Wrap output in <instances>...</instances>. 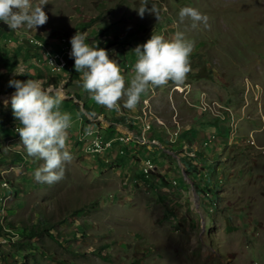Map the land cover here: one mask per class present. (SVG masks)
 Wrapping results in <instances>:
<instances>
[{
  "label": "rangeland",
  "instance_id": "obj_1",
  "mask_svg": "<svg viewBox=\"0 0 264 264\" xmlns=\"http://www.w3.org/2000/svg\"><path fill=\"white\" fill-rule=\"evenodd\" d=\"M141 4L154 5L155 14L138 15ZM182 6L196 8L206 19L179 17ZM42 7L43 24L10 32L34 31L44 38H32L44 43L48 35L69 38L82 31L86 42L97 41L117 61L125 85L138 42L151 32L165 39L183 32L193 42L185 79L149 85L132 113L123 96L111 108L96 103L77 83L82 78L77 70L73 77L67 68L63 76L28 72L35 51L27 47L0 64V99L13 91L10 77L38 80L62 97L60 108L70 114L72 130L76 121L80 128L89 122L86 114L105 140L112 133L108 121L116 117L133 134L143 121L150 130L172 133L194 122L203 130L225 110L231 128L220 147L211 135L208 146L204 141L195 151L197 172L189 178L178 150L168 154L170 147L165 152L149 144L130 161L126 150L115 156V145L104 157L90 158L79 137L74 141L67 131L72 158L64 175L49 184L33 178L41 160L24 152L10 104L0 103V264H264V0H47ZM83 16L95 18L84 30ZM140 157L156 166L150 179Z\"/></svg>",
  "mask_w": 264,
  "mask_h": 264
},
{
  "label": "clouds",
  "instance_id": "obj_2",
  "mask_svg": "<svg viewBox=\"0 0 264 264\" xmlns=\"http://www.w3.org/2000/svg\"><path fill=\"white\" fill-rule=\"evenodd\" d=\"M46 2L0 0V22L13 30L20 25L35 29L47 19L42 7ZM136 10L141 16L145 11L155 14L154 5L146 8L141 4ZM178 16H188L193 21L206 19L190 6H182ZM69 44L68 55L82 77L77 83L88 91L96 103L111 108L118 106V98L123 96L122 104L129 109L134 108L140 94L149 85L158 86L169 80L183 81L189 70V53L193 47L192 40L185 38L183 32H175L170 39L151 32L148 38L132 48L135 54L131 65L133 74L125 85L119 64L109 58L107 49L96 46L97 41L88 43L85 33L76 31L69 37ZM7 84L12 86L13 91L0 99V103L10 104L12 115L19 124L15 131L19 134L24 152L41 160L39 166L33 169V178L51 184L64 175L65 162L72 158L65 146L70 114L60 108L62 97L52 92L50 86L42 87L38 80L10 77Z\"/></svg>",
  "mask_w": 264,
  "mask_h": 264
},
{
  "label": "crops",
  "instance_id": "obj_3",
  "mask_svg": "<svg viewBox=\"0 0 264 264\" xmlns=\"http://www.w3.org/2000/svg\"><path fill=\"white\" fill-rule=\"evenodd\" d=\"M88 31L90 32V30H88ZM17 32H19V34L14 33V32L13 33H11V32L8 33L7 32L8 33L7 36H3V35L0 34V41H2L0 43V49L2 51H4L6 53V55H7L6 57L9 58V57H13V56H16V55L19 56V52L23 51L27 47L33 48L35 52H34V54L32 56H29V58H28V64H27L28 72L33 73L32 71L36 69V70H39V71L36 72V74H39V75L41 74V75L44 76L46 74L47 69L44 68V66L42 65V63L40 61V57H39L40 51H39V49L33 47L32 45H30L28 43V42H31L32 39H34L35 37L36 38H41L42 35H40L39 33H35L34 31L33 32L30 31V33H29L30 36H26V34L24 35L23 34L24 32H21V31H17ZM19 36L22 38L21 39L22 41L18 40ZM32 37H34V38H32ZM46 37L49 40L42 39L41 41L44 42V43H48L47 44L48 45V49H50V50L56 49V47L58 46L57 40L59 39V37H61V35H59L57 37H55V36L51 37V36L48 35ZM42 38H44V37H42ZM127 65L128 64H126L125 66H127ZM31 68H34V69L32 70ZM64 70H66V68ZM63 71L61 72V74H59V73L58 74L63 76ZM49 75H50V72H49ZM53 75H57V74H51L50 76H53ZM46 80L48 81V78H46ZM181 89L183 90L185 88L181 87ZM89 103H91V101H89L88 104ZM91 104H89V107L91 106ZM130 110H131L132 113L134 112L133 109H130ZM219 116L212 117L211 118L212 121L207 122L208 124H206V127L203 130L200 129V127H199L200 125H197V123L194 122L195 124H192L188 128H183V129L180 128V130L176 129L175 131H173V136L168 131H166L165 128H163V129L162 128H155V129H152V130H150V128H149V130H147L148 133L146 135V141H144L143 144H140L139 142H137V140H134V135L135 134H133L134 132L130 131L131 129L127 127L126 121H125L126 124L123 123V125L122 124H114L113 122L108 121L109 128H111L112 130L111 131L107 130V132H110V133L112 132L111 136H115V137L118 136V135L120 136L122 134H126V135H128L130 137V139L128 140L129 141V146L126 148V151H127V154L129 156L130 161H131L132 154L136 153V152L138 153V151H140L139 147H142V149H141V151H142V150H145V148H143V147L146 146V145H149V144L155 145L154 146L155 148L163 149L165 152L168 151L167 152L168 154H171V152L174 153V151L178 150L180 152L181 157L183 159H185L186 162L190 161V166H188L189 164L187 165V167H188V169H187L188 172L187 173H188V176H189V174L191 176L192 173H196L197 172V170L195 168V166L197 164H196V161L194 159L195 151H198V150L201 149V146H202L201 144H203V142L205 141V138L207 136L209 138L211 135L216 136L215 137V141H217V144L220 147V145H222L223 142L225 141V133L229 132V134H230V128L231 127H230L229 119H228L229 113L226 112L225 110H221V114ZM88 117H86V119L89 122L84 124L81 128H92L93 131L100 132L97 129L98 127L96 128V126L94 124V121L91 119V117L89 115H88ZM212 122H214L215 125H211ZM146 123H148L149 127H150V123L148 121H146ZM226 123L228 124V126L225 125ZM134 124H136V123H134ZM144 124H145V122L143 121V124L141 126L143 127ZM174 124L178 128V124H179L178 121H174ZM173 128H175V127H173ZM104 129H107V128H104ZM182 131H184L185 134L188 132V134H187L188 138H186V139H179L178 138V134H180ZM124 132H127V133H124ZM189 132L190 133L192 132V134L190 135ZM172 138L175 140V143L170 142L172 140ZM216 138H217V140H216ZM199 144H200V146H199ZM164 147L165 148L166 147H170L171 150H167L166 151L164 149ZM209 148L214 149V147H211V146H209ZM219 149L220 148H217V150H219ZM182 170H184V169H182ZM230 176H231V174H229V177ZM187 178H189V177H187ZM200 182H201L202 186H205V183L203 181H200ZM198 188L199 187H197V189ZM199 189H201V188H199ZM199 189H198V191H199ZM203 189L204 188H202V191H203ZM225 191L231 192L230 190H225ZM199 194H202L201 191H200ZM205 196L206 197L208 196L210 200L212 198V194L209 193L208 191L205 192ZM212 205L215 206V204H213V202H212Z\"/></svg>",
  "mask_w": 264,
  "mask_h": 264
},
{
  "label": "built area",
  "instance_id": "obj_4",
  "mask_svg": "<svg viewBox=\"0 0 264 264\" xmlns=\"http://www.w3.org/2000/svg\"><path fill=\"white\" fill-rule=\"evenodd\" d=\"M28 43L33 47L39 49L40 61L42 65L48 70V72H50V74L61 73L65 68L68 67L69 60L70 59L72 60V58L68 55L70 46H66V44H61V42L59 41H57L58 46L56 47V49H52V50L48 49V45H47L48 43H39L38 41H36V39H33L32 42H28ZM220 109H224V108H220ZM143 113L146 114L145 112ZM84 117H88V116L85 114ZM73 125L75 126V128L72 130L71 127L69 126L67 131H71V133H74L75 135L74 141L78 137H87L86 147L96 148V154H101V156L103 155V157L106 154H108L115 145L117 146V152L115 156L123 155V153L125 152L124 150H126V148L129 146V143H126V139L110 136V139L105 140L100 132L93 131L92 128H80V121H76V125L74 122ZM146 132L147 130H146V121H145V127H141L140 132L134 135V140L146 141V136H145ZM90 133H98L97 144H89ZM170 134L173 136V132ZM205 146H208V136L205 138ZM89 157L91 158L92 156ZM141 159H143L142 167L146 168V161L148 158H141ZM155 168L156 166H154L153 168H149V177L146 179H150V175L155 170Z\"/></svg>",
  "mask_w": 264,
  "mask_h": 264
},
{
  "label": "trees",
  "instance_id": "obj_5",
  "mask_svg": "<svg viewBox=\"0 0 264 264\" xmlns=\"http://www.w3.org/2000/svg\"><path fill=\"white\" fill-rule=\"evenodd\" d=\"M83 18H87L82 23V25L80 26V27H82L83 30L85 28H87V27H90V25L95 21V18L94 17H88V16H85L84 17L83 16ZM0 31L9 32L10 29L7 28V26L5 24H3V22H0ZM109 44H111V43H109ZM96 46L99 47L100 44L97 42V45ZM6 56H7L6 53L0 49V60H1L2 63H7L5 61L6 58H7ZM1 62H0V64H1ZM67 69H69L70 76L73 77L75 75L74 73H75V70L76 69L73 67V61L71 59L69 60V64H68ZM24 76H25V74H20L18 77H24ZM77 97H80V96H77ZM79 99L81 100V98H79ZM83 109H85V111L87 113H90L91 112L90 109H88V108L85 107V104L84 103H83ZM0 114H1V112H0ZM109 121L113 122L114 124H122L123 125V123H125V121H123L121 118H117V117L116 118H113V119H111ZM127 127L129 128V126H127ZM3 133H5V132L3 131ZM182 164H183V167H184V173H185L186 176H188V174H187V168H186V166L188 165V162H185L184 161V163L182 162ZM188 166H190V165H188Z\"/></svg>",
  "mask_w": 264,
  "mask_h": 264
},
{
  "label": "bare ground",
  "instance_id": "obj_6",
  "mask_svg": "<svg viewBox=\"0 0 264 264\" xmlns=\"http://www.w3.org/2000/svg\"><path fill=\"white\" fill-rule=\"evenodd\" d=\"M58 41L61 42V44H66V46H70L69 38H59ZM52 74H58V73H52ZM175 89H177V90L179 89L180 91L182 90L180 87H176ZM4 97H7V96H4ZM4 97L2 96V98H4ZM143 126L145 127V124ZM148 128H149V124L146 123V129H148ZM97 134L98 133H90L89 134V144H97L98 143V135ZM116 137L126 139V141H128L130 139L129 136L123 137L120 135V136H116ZM79 140L84 143V147H85V150L87 151V153H89L93 157L94 154H96V148L86 147L87 137H79ZM141 142H142V140H141ZM149 168H153V164L149 160H147L146 161V168L145 167L141 168V170H142L143 174H145V176H147L149 174Z\"/></svg>",
  "mask_w": 264,
  "mask_h": 264
}]
</instances>
